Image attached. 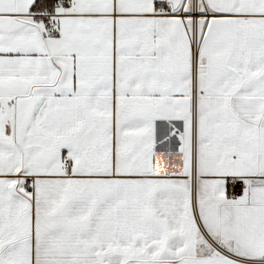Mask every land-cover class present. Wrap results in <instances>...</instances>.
I'll return each mask as SVG.
<instances>
[{"label": "snow or ice", "instance_id": "snow-or-ice-1", "mask_svg": "<svg viewBox=\"0 0 264 264\" xmlns=\"http://www.w3.org/2000/svg\"><path fill=\"white\" fill-rule=\"evenodd\" d=\"M0 264H264V0H0Z\"/></svg>", "mask_w": 264, "mask_h": 264}, {"label": "crops", "instance_id": "crops-1", "mask_svg": "<svg viewBox=\"0 0 264 264\" xmlns=\"http://www.w3.org/2000/svg\"><path fill=\"white\" fill-rule=\"evenodd\" d=\"M165 166H166V162H165Z\"/></svg>", "mask_w": 264, "mask_h": 264}]
</instances>
